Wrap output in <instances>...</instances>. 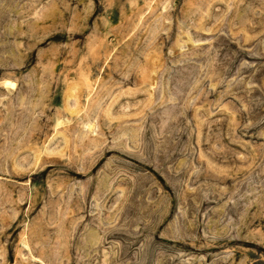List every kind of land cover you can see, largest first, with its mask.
<instances>
[{
    "label": "rangeland",
    "instance_id": "1",
    "mask_svg": "<svg viewBox=\"0 0 264 264\" xmlns=\"http://www.w3.org/2000/svg\"><path fill=\"white\" fill-rule=\"evenodd\" d=\"M0 264H264V0H0Z\"/></svg>",
    "mask_w": 264,
    "mask_h": 264
}]
</instances>
